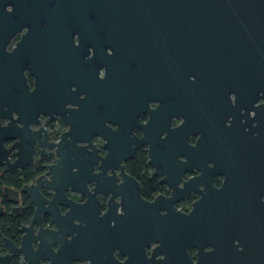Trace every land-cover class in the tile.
<instances>
[{"label": "water", "instance_id": "obj_1", "mask_svg": "<svg viewBox=\"0 0 264 264\" xmlns=\"http://www.w3.org/2000/svg\"><path fill=\"white\" fill-rule=\"evenodd\" d=\"M139 145L168 194L127 172ZM34 149L0 264H264V0H0V165Z\"/></svg>", "mask_w": 264, "mask_h": 264}, {"label": "flooded vegetation", "instance_id": "obj_2", "mask_svg": "<svg viewBox=\"0 0 264 264\" xmlns=\"http://www.w3.org/2000/svg\"><path fill=\"white\" fill-rule=\"evenodd\" d=\"M24 32H25V30L23 29L22 32L17 33L11 39V41L9 42V44L7 46V50H11L14 47L15 43L20 39L21 34L24 33ZM26 75H27V82L29 84V87L32 88L33 87V78L27 72H26ZM100 75H102V71H101ZM157 103H158L157 101L156 102H150V107L151 108L155 107L157 105ZM147 119H148V114L147 113H143L141 115V117H140L141 122H145ZM181 121H182L181 118L172 117L171 126H177ZM135 134L140 136L141 135L140 130L139 129H135ZM197 137H198V134L191 135L190 138H189L190 142L193 143L196 140ZM141 146L145 147V149H146L145 145H139L138 148H137V151H138L139 147H141ZM136 154H137V152H136ZM39 155H40L39 149H34L33 162H32V164L30 166H25L23 168H15V169L11 168V169H9L10 167H8V166L0 165V171L3 170V169L21 170V169L30 168L34 172V176L29 181L22 183V185L23 184H27V183H29L31 181H34V179L36 178L37 174H39V173H41L43 171V170L40 169V163H42V162L43 163L44 162H51L52 161V158H51L52 156H50V155H45L42 158L37 159V157ZM146 157H147V155H146ZM133 158H131V159H133ZM131 159H129V160H131ZM129 160L124 162L125 165H126V170H127V162ZM146 164H147V160H146ZM149 168H150V173L152 175L153 169L150 166H149ZM1 173H2V171L0 172V176H1ZM195 174H198V170L197 169H194V171L192 173L185 174V176H183V177L184 178L185 177H190V176L195 175ZM154 177H156V176H154ZM156 178L158 179V183H159V178L158 177H156ZM222 180H223V175L216 174V175H214V182L213 183H214L215 186L218 187V186L221 185ZM159 184H161V183H159ZM1 185H3V184H0V197H1L0 205L4 207V211L0 213V232H1V234L4 237L9 238L15 245H19V241H20L19 239H20L21 233H20V231L18 229H19L20 223L25 225V226L30 224V219H31V217L33 215L35 206L32 203H30L29 199L27 198V196L25 194H21L20 193V196H21L23 204H26L29 201L28 205L26 207H24L22 210H20L18 213H16L15 215L9 214L11 209H12V207H13V205L20 206V203L18 201H14V200H11L8 197H5L4 194H3ZM162 185L165 188L163 193L164 194H168L169 193V188L166 185H164V184H162ZM12 187H14L17 190H19L21 188V186H19V187L12 186ZM41 192L43 193V196L45 198L46 197L47 198L50 197V192L47 189L41 188ZM67 196L69 198H71L74 202H79V201L82 200V198L80 196H77V195H75L74 193H71V192H68ZM198 197H199V195L196 192H192L191 195H189L188 197L179 200L176 203V206H177L178 209H180L182 211H189L190 208H191L190 204H192V202L194 200H196ZM262 199L264 200V195L262 196ZM102 206H103V204H102ZM149 250L150 249L148 248L147 252H149ZM196 252H197V250L195 248H192V249L189 250V254H190L193 262L196 261ZM118 259L119 260H123L124 257H118ZM80 262L81 261H79V260H69L68 264H78ZM10 264H26V262L24 260H22V258H20L19 256H13L10 259Z\"/></svg>", "mask_w": 264, "mask_h": 264}, {"label": "trees", "instance_id": "obj_3", "mask_svg": "<svg viewBox=\"0 0 264 264\" xmlns=\"http://www.w3.org/2000/svg\"><path fill=\"white\" fill-rule=\"evenodd\" d=\"M147 151L145 147H139L136 156L127 162V171L133 175L141 185V194L146 199H152L156 194L163 193L165 188L158 183V179L151 175L150 168L146 164ZM34 172L30 169L4 170L0 176V184L19 187L22 183L33 178Z\"/></svg>", "mask_w": 264, "mask_h": 264}]
</instances>
